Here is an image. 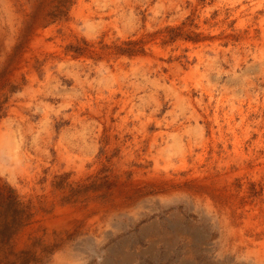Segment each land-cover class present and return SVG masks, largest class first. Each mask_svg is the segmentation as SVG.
Segmentation results:
<instances>
[{
	"label": "rangeland",
	"instance_id": "obj_1",
	"mask_svg": "<svg viewBox=\"0 0 264 264\" xmlns=\"http://www.w3.org/2000/svg\"><path fill=\"white\" fill-rule=\"evenodd\" d=\"M0 264H264V0H0Z\"/></svg>",
	"mask_w": 264,
	"mask_h": 264
}]
</instances>
